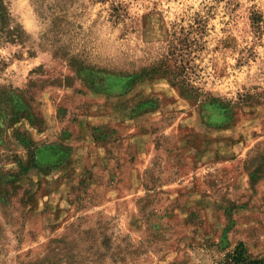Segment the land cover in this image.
<instances>
[{"label": "rangeland", "instance_id": "obj_1", "mask_svg": "<svg viewBox=\"0 0 264 264\" xmlns=\"http://www.w3.org/2000/svg\"><path fill=\"white\" fill-rule=\"evenodd\" d=\"M5 2L29 42L0 47V264H221L240 242L264 259V0ZM58 3L111 75L38 46ZM206 6L194 83L214 104L118 76Z\"/></svg>", "mask_w": 264, "mask_h": 264}, {"label": "trees", "instance_id": "obj_2", "mask_svg": "<svg viewBox=\"0 0 264 264\" xmlns=\"http://www.w3.org/2000/svg\"><path fill=\"white\" fill-rule=\"evenodd\" d=\"M101 2L105 0H100ZM207 17L195 12L190 16L189 23L183 25L173 22L164 30L163 49L159 58L138 72H119L118 76L137 79H152L162 77L177 86L180 93L192 99L214 104V99L209 93L195 87L197 78L194 60L196 54L203 50L205 42L203 38L208 32V16L211 6L205 7ZM115 16L120 17L119 10L115 9ZM51 25L47 32L40 37L38 46L50 52L52 56L63 61L67 67L76 73L91 72L94 74H112V70L105 67L91 66L82 56L83 52L71 50V43L66 34L70 32L71 23L68 22V12L60 3L53 6ZM252 23L257 24L261 20L258 13L253 12ZM29 35L23 27L15 21L11 15L5 0H0V47L10 43L26 45ZM34 43H32L33 45ZM79 53H82L79 54ZM111 73V74H110ZM221 264H264V259L251 256L243 243H238L234 249L225 255Z\"/></svg>", "mask_w": 264, "mask_h": 264}]
</instances>
